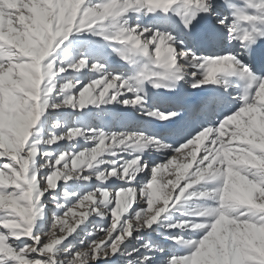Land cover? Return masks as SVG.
Here are the masks:
<instances>
[{"label": "snow or ice", "instance_id": "snow-or-ice-1", "mask_svg": "<svg viewBox=\"0 0 264 264\" xmlns=\"http://www.w3.org/2000/svg\"><path fill=\"white\" fill-rule=\"evenodd\" d=\"M173 10L186 38L134 23L130 15ZM208 17L219 27L197 32ZM84 33L107 41L133 73L109 71L87 56L66 63V42ZM258 39H264V0H0V228L6 230L0 264H97L121 256L127 264H151L150 254L139 255L152 252L150 242L129 247L141 239L134 234L176 211L182 218L166 227L177 230L169 238L184 250L168 264H264V62L245 59L255 61ZM202 49L206 55H198ZM85 69L94 74L87 83L65 78ZM185 76L193 89L220 85L227 92L233 77L245 86L231 101L206 89L189 117L181 115L183 105L163 114L150 110L145 82L167 88ZM109 105L168 120L163 135L176 146L143 132L92 126V110ZM62 115L80 123L67 127ZM191 116L200 118L195 125ZM81 141L93 146L81 148ZM149 150L168 155L149 165ZM170 165L178 170L175 180L158 179ZM95 181L125 186L110 191ZM46 210L51 225L40 231ZM109 214V227L83 238L89 217Z\"/></svg>", "mask_w": 264, "mask_h": 264}, {"label": "bare ground", "instance_id": "bare-ground-1", "mask_svg": "<svg viewBox=\"0 0 264 264\" xmlns=\"http://www.w3.org/2000/svg\"><path fill=\"white\" fill-rule=\"evenodd\" d=\"M236 3L242 4L243 0H235ZM227 14V13H226ZM132 15V22L140 23L142 26L151 27V28H159L161 31H169L176 35L178 38L185 37L187 30L184 29L183 23L181 22V16L176 15L175 11H170L167 15L157 11L155 13L149 14H141L139 19L136 18L135 15ZM200 19L199 17L197 18ZM212 19L214 23H216L215 18L208 17L206 19L200 20L201 24H204L207 20ZM92 35V34H91ZM81 35H75L70 38L69 41L66 42V47L62 50L61 53L64 51H68L71 49L74 51V56L72 58V62L74 63L80 59L81 56L89 57V63L95 62L96 59H99L100 62L105 63L109 71H118L123 72L125 75L133 73L134 69L123 60L120 59L113 51L112 48L109 46L107 41H104L102 38L95 36L93 38H83L81 39ZM257 43L262 46L261 50L258 51L257 57L255 61H247L246 62H253L257 65L264 62V39H258ZM207 51L202 53H198V55H206ZM65 78H72L81 79L84 83H87L90 78H93L94 74L89 72L85 69L83 72H69L65 73ZM191 79L185 76L184 79L178 80L174 82V85L171 87H161V88H154L151 82H145L143 85V92L145 93V100L152 111L160 112L163 114L165 109L172 108L175 110L176 105H183L184 111L181 113L184 117H189L190 110L194 107L192 104L193 102L198 103L200 100V96L207 93L206 89L215 90L218 94L222 95L226 101H231L232 97L237 96L238 94L242 93L243 88L245 86V82L241 80L239 77L231 78L230 84L228 85V91H224V87L220 85H206L205 88L202 89H193L191 87ZM169 94H173V98H168ZM232 105L229 103L227 107H231ZM95 110V109H94ZM107 118L103 120L102 124L99 121V117L96 120L92 121L91 125L96 127H104L106 130L110 131H136V132H143L146 136H155L157 139H163L164 143L171 144L174 147L176 146L174 143V138L168 137L163 135L165 130L172 125H170L168 120L160 119L155 116H148L142 115L139 108H123L119 105L112 106V108H107ZM70 109H65L63 112L65 114L70 113ZM93 111V110H92ZM100 111V110H99ZM98 111V112H99ZM95 112V111H94ZM77 115V114H73ZM96 115V114H95ZM62 120L65 121L67 127H71L73 123H80L79 120L72 121L71 119H66L65 116L62 115ZM99 118V119H98ZM198 116H191L189 123L195 125L199 121ZM102 121V120H101ZM87 126V125H86ZM65 128H62L60 131H64ZM227 139V137H225ZM83 142V141H82ZM207 144V139H203L200 142V151L197 152V159L200 158L203 152L204 145ZM61 145L64 147H71L67 141H61ZM93 145H88L82 143L81 148L83 147H92ZM55 148L56 145H53ZM196 146L191 145L189 149L183 150L185 153H188L190 150L194 149ZM57 148V147H56ZM132 151V150H129ZM168 155V153L163 151H155L149 150L144 153V159L149 164H159L164 162V159ZM131 158V157H125ZM190 159V157H189ZM181 162V161H178ZM186 162V161H184ZM178 170L175 168L174 165H170L169 169L164 170L161 173H158V179L163 177L165 180H175V174ZM143 175V174H140ZM150 182V176L145 177V179H141L140 183ZM183 181H181L182 183ZM77 183L74 181H69V184ZM78 183L85 184L87 182L80 181ZM100 182L95 181L93 182V186H100V187H111L110 191H114L115 187H124V183L122 181H109L106 185H100ZM171 185H169V188ZM87 190H91L89 187ZM83 195V192H81ZM146 207V204L144 205ZM51 207V205H50ZM46 212V211H45ZM45 215V213H44ZM94 217V216H93ZM93 217H89V221L83 224L87 226L88 229L91 226H94L95 219ZM110 218V214L108 219ZM43 219H40L37 222V227L40 231H45L46 229L43 227ZM163 219V218H162ZM162 219L154 224L152 228L147 230H142L139 233L134 235H139L141 238L142 236L147 235H154L156 246L155 249L157 250L155 260L152 259L151 264H168V258L174 254L179 253L178 247L175 243L169 238L173 234H165L162 235L160 230L163 228V221ZM71 221L72 218L69 217ZM111 221V220H110ZM42 223V224H41ZM111 224V222H110ZM51 225V223H50ZM82 226V225H81ZM49 227V226H48ZM82 228V227H81ZM85 233V237L87 238V230ZM0 231H6L0 228ZM57 234L59 235V230L57 229ZM79 231V229H78ZM88 232H91L89 229ZM71 239V238H70ZM74 245L78 244V240L73 242ZM131 247V245H129ZM162 250V251H161ZM139 255H143V251L139 253ZM124 259V262L122 260ZM126 259V261H125ZM97 264H127V258L121 256L119 259L117 257H112L108 261H98ZM133 264H138L137 261H134Z\"/></svg>", "mask_w": 264, "mask_h": 264}, {"label": "rangeland", "instance_id": "rangeland-1", "mask_svg": "<svg viewBox=\"0 0 264 264\" xmlns=\"http://www.w3.org/2000/svg\"><path fill=\"white\" fill-rule=\"evenodd\" d=\"M79 35L82 36L81 39H83V38H90V37L93 38L94 37V35H91L90 33H84V34H79ZM74 54H75L74 51H72L71 49H68V51H64L63 53H61V55H62V57H63V59L65 60L66 63H70V60L72 62V58H73ZM112 106H115V105H109L107 108H112ZM98 111L99 110H93V113L96 114L95 115L96 118L95 119H92L91 120V123H92V121L96 120L97 117H99L100 119L99 118L98 119H99L100 123L102 124L103 120L107 118V116H106L107 111H108L107 109L103 110L102 112L101 111L98 112ZM61 119H62V117H61ZM96 127H99V126L97 125ZM61 129H59L58 131H60ZM82 143L83 142L81 141V146H82ZM88 145H92V144L91 143H88ZM41 147L42 148H45L46 146L42 145ZM56 147L54 148L52 146V149H49V150H54V149H56ZM57 191H59V190H57ZM197 203H203V202H196V201H191L190 202V204H192L193 206H195ZM208 203H210V202H208ZM185 210H187V209H185ZM62 211H63V209H56V214L58 215ZM51 215H52V212L50 210H46L45 215H44V219H43V222H42L43 224L41 223L43 225V227L46 229L45 231H47L50 228ZM93 218L96 220L95 221L96 224L94 226L89 227V229L91 231L93 230V228H99V227H105L106 228V227H109L110 226L111 217L109 219L107 218V219H104V220H101L98 216H94ZM181 218H182V216H181V212L180 211L173 212L171 215L164 217L162 219V221H163V228L160 230L161 234L162 235H165V234L167 235L168 233L169 234H175L177 230L176 229H172L171 231H169L167 229L166 225L169 224V223H171L173 220H179ZM70 222H72V220ZM81 227L84 228V229H88V227L87 226H84V225H82ZM88 230H87V232H88ZM155 238L156 237L154 235H152V234H150V235L145 234V236H142V238L140 240H134L130 245H131V247H139L140 244H142L144 242H150L151 243V246H152V249H153L152 252L151 253H148L147 250H144L143 251V255L150 254L152 256V259L155 260L154 258L156 257V255H158L157 254V250L155 249L156 246L154 245ZM192 238L193 239L196 238L194 234H193ZM177 247H178V250L180 252H182L184 250V249L180 248L179 246H177ZM125 261H126V259H125ZM122 262H124V259L122 260Z\"/></svg>", "mask_w": 264, "mask_h": 264}, {"label": "built area", "instance_id": "built-area-1", "mask_svg": "<svg viewBox=\"0 0 264 264\" xmlns=\"http://www.w3.org/2000/svg\"><path fill=\"white\" fill-rule=\"evenodd\" d=\"M52 216V215H51Z\"/></svg>", "mask_w": 264, "mask_h": 264}]
</instances>
